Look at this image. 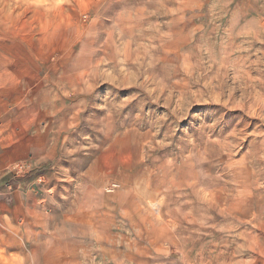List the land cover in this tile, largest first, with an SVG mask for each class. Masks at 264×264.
I'll return each instance as SVG.
<instances>
[{"label": "rangeland", "instance_id": "374dc122", "mask_svg": "<svg viewBox=\"0 0 264 264\" xmlns=\"http://www.w3.org/2000/svg\"><path fill=\"white\" fill-rule=\"evenodd\" d=\"M0 264H264V0H0Z\"/></svg>", "mask_w": 264, "mask_h": 264}, {"label": "bare ground", "instance_id": "6f19581e", "mask_svg": "<svg viewBox=\"0 0 264 264\" xmlns=\"http://www.w3.org/2000/svg\"><path fill=\"white\" fill-rule=\"evenodd\" d=\"M257 118V117H256ZM263 154V153H262Z\"/></svg>", "mask_w": 264, "mask_h": 264}]
</instances>
